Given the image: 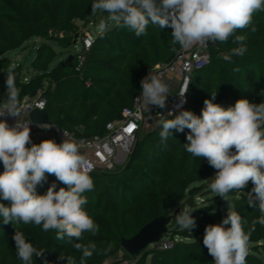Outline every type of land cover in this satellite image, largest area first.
<instances>
[{"label":"trees","instance_id":"trees-1","mask_svg":"<svg viewBox=\"0 0 264 264\" xmlns=\"http://www.w3.org/2000/svg\"><path fill=\"white\" fill-rule=\"evenodd\" d=\"M93 0H0V102L6 99V76L10 68L20 90V99L33 96L38 88H45L46 112L63 128L92 136L104 134L106 124L121 117L125 107L141 92V80L157 63L172 61L180 52L170 50L171 29H159L149 25L147 35L137 37L128 29L113 28L103 38L96 34L87 53L81 72L71 64L60 60L53 65L57 52L50 41L69 47L78 33L75 20H87ZM255 33L244 30L248 39V51L243 57L234 56L229 63L222 54L236 47L231 40L217 41L211 49L209 63L195 71L187 92V104L182 110L200 115L204 100L211 99L217 91L215 103L224 107L234 106L238 99L246 98L253 103L264 102V12L254 14ZM64 32L63 36L58 33ZM32 37L42 40L31 62L35 74L22 80L21 65H11L9 51L23 47ZM178 113V112H177ZM80 133V131H76ZM160 129L155 127L138 136L127 162L112 172H94V190L85 193L89 215L99 225L96 236L86 233L83 243L94 241L97 252L86 264H214L213 257L203 245L205 227L217 224L227 215V202L208 188L215 169L205 159L193 158L184 148L189 132H173L166 144H162ZM55 179L48 177L40 194L46 192ZM231 193L235 210L248 221L261 214L247 204L246 193ZM64 187L57 182V190ZM204 199L199 202L196 197ZM8 203L7 201H0ZM197 208L192 215L197 226L191 231L180 230L176 215L182 210ZM160 216H170L167 232L154 246L143 249L138 255H129L121 246L122 238L136 234L142 226ZM19 230L37 248L45 249L47 264H65L58 259L61 252L72 255L77 264L80 252L68 242L57 240L55 231L44 232L41 227L21 223ZM14 226L0 221V264H22L16 255ZM178 237V238H177ZM172 245L160 248L162 240ZM80 242V241H74ZM110 252L103 251L108 244ZM250 253L247 264H264V225L257 223L251 233ZM122 252L121 256L119 253ZM36 260V261H35ZM35 264H45L34 257Z\"/></svg>","mask_w":264,"mask_h":264},{"label":"clouds","instance_id":"clouds-1","mask_svg":"<svg viewBox=\"0 0 264 264\" xmlns=\"http://www.w3.org/2000/svg\"><path fill=\"white\" fill-rule=\"evenodd\" d=\"M264 12V0H93L91 13L103 14L96 24L98 37L103 38L113 28L128 29L137 37L147 35L149 25L159 29L170 28L173 52L176 46L188 50L194 46L206 47L208 42L227 43L236 47L222 54L232 63L233 57H243L248 51V35L257 31L254 14ZM6 99L0 102V221L11 223L16 255L22 264H35L34 257L47 261L45 249L35 247L19 230L21 223L32 224L42 231H55L57 240L67 238L81 253L79 264L97 252L94 241L83 243L85 234L96 236L100 227L86 210L85 193L94 190L91 172L93 163L83 153L84 142L63 131V140L44 139L33 143L31 126L42 129L50 124L29 121L16 86L13 69L6 76ZM140 98L146 108L164 109L170 86L162 74L152 71L141 80ZM180 94L182 108L186 92ZM217 91L204 100L200 115L189 110L178 113H157L155 127L160 129L162 144L173 132L188 129L184 148L193 158L205 159L214 168L208 188L215 196L227 202V215L220 223L205 227L203 245L213 257L214 264H247L251 233L257 223L264 225V102L253 103L238 99L234 106L215 103ZM39 107L42 109L43 104ZM15 123L10 125L7 118ZM129 131V130H128ZM49 176H54L46 192L38 193ZM57 182L63 184L57 190ZM249 182L253 185L246 193L247 204L258 209L260 216L250 226L235 210L230 194L244 192ZM197 208L182 210L176 215L180 230L191 232L196 226L192 213ZM80 242H74V241ZM109 243L103 251L110 252ZM58 259L65 264H77L72 255L61 252ZM36 261V260H35Z\"/></svg>","mask_w":264,"mask_h":264},{"label":"built area","instance_id":"built-area-1","mask_svg":"<svg viewBox=\"0 0 264 264\" xmlns=\"http://www.w3.org/2000/svg\"><path fill=\"white\" fill-rule=\"evenodd\" d=\"M96 34L97 32L94 33V30L88 26L79 38V48L73 53L74 68L77 72H81ZM215 46H217V42L210 41L206 47L194 46L188 50L181 49L172 61L157 63L151 68L150 72L162 74L170 86V94L164 109L151 106L149 110H146L140 98V92L133 98L132 103L123 109L120 118L106 124V132L102 135L86 136L81 134L84 130L83 126L77 127V130L80 131V133H77V130L63 128L52 121L51 123H45L50 124L51 128L49 129L38 128L35 124L31 126L32 142L40 143L44 139H55L57 143H60L64 138L63 131H67L76 140L84 142L82 151L94 165V170L91 173L116 170L119 165L127 162L138 136L155 128L156 119H158L157 113L164 112L166 114L168 111L177 113L185 108L188 90L185 94L186 103H183L182 108L178 107L181 105L180 94L185 87L189 89L193 73L209 63L211 49ZM23 81L27 82L28 79ZM46 87L47 83L44 84L43 88H38L33 96H26L21 99L28 117L30 111L34 108L41 109L40 104H43L41 110H45L47 98L44 92ZM7 120L10 125L15 123V119L12 117H8ZM29 121H31L30 118ZM128 129H131V131H128ZM121 161L122 163H120ZM2 171L3 165L0 163V172ZM51 178L55 179L54 176H51ZM171 245V241L165 239L161 241L159 247L168 248ZM120 264H129V259H123Z\"/></svg>","mask_w":264,"mask_h":264},{"label":"rangeland","instance_id":"rangeland-1","mask_svg":"<svg viewBox=\"0 0 264 264\" xmlns=\"http://www.w3.org/2000/svg\"><path fill=\"white\" fill-rule=\"evenodd\" d=\"M103 14H97L93 15L90 11L88 14L87 20H79L76 19L75 22L78 25V33L75 34L73 43L69 47H62L59 45V43L50 41L51 45L54 47V49L57 52V58L53 62V65L59 62L60 60H65L66 57L69 54H73L78 50L79 46V38L81 37L82 33L84 30L89 26L94 30V33H96V24H98L100 16ZM59 36H63L64 32L58 33ZM42 40L38 37H32L30 38L24 45L23 47H20L18 49L12 50L8 52V56L11 59V65L13 66L14 64L21 65L22 67V80L30 79L34 74L35 71L31 66V62L34 59L36 55V50L38 46L41 44ZM48 86V85H47ZM125 164V163H124ZM124 164L119 165L118 167L121 168L124 166ZM215 194H211V196H214ZM196 199L201 202L204 197L198 196ZM178 238V237H177ZM122 252L119 253L121 256ZM150 256H147L145 259V263L149 264Z\"/></svg>","mask_w":264,"mask_h":264},{"label":"water","instance_id":"water-1","mask_svg":"<svg viewBox=\"0 0 264 264\" xmlns=\"http://www.w3.org/2000/svg\"><path fill=\"white\" fill-rule=\"evenodd\" d=\"M73 54H69L67 63L71 64ZM29 118L38 123H51L53 120L50 118L46 110L34 108L29 113ZM122 163V161L120 162ZM170 216H160L152 219L140 230L129 238H122L121 246L129 255H138L143 249L156 244L162 236L167 232V226L170 221Z\"/></svg>","mask_w":264,"mask_h":264},{"label":"snow or ice","instance_id":"snow-or-ice-1","mask_svg":"<svg viewBox=\"0 0 264 264\" xmlns=\"http://www.w3.org/2000/svg\"><path fill=\"white\" fill-rule=\"evenodd\" d=\"M129 131H131V129H128Z\"/></svg>","mask_w":264,"mask_h":264}]
</instances>
